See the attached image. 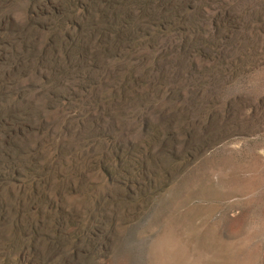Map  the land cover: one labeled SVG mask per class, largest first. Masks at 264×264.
<instances>
[{"label": "rangeland", "instance_id": "obj_1", "mask_svg": "<svg viewBox=\"0 0 264 264\" xmlns=\"http://www.w3.org/2000/svg\"><path fill=\"white\" fill-rule=\"evenodd\" d=\"M167 11L0 5V264H264V0Z\"/></svg>", "mask_w": 264, "mask_h": 264}, {"label": "trees", "instance_id": "obj_2", "mask_svg": "<svg viewBox=\"0 0 264 264\" xmlns=\"http://www.w3.org/2000/svg\"><path fill=\"white\" fill-rule=\"evenodd\" d=\"M8 1H10V0H0V5H2L5 2H8ZM173 2H174V0H145V3L147 5H154L155 7L158 8V10H159L158 15H160V16H164V15H162L161 11H163L165 9V16H167V17H168V11H167L168 6L171 5ZM111 18H112V21H108V23L104 22L102 25H99L98 27H95V28L92 27L91 29L93 30V32L97 30L98 34H100L102 32L105 35V37H107V35H109L110 31H113V32H115V36L120 35L121 38L123 37L122 35L124 33H126V31H130V30L133 31V24L130 23L129 20L120 19V20L114 22L113 19H115V18H113V17H111ZM27 47L30 50V53H28L27 49H25L24 52L21 54V58L20 59L17 58V64H20L21 62H23V63L27 62L28 63L29 56H31V53H34L35 57L37 56L33 47H30V45H27ZM34 60L35 59L32 60V63L34 62ZM37 61H39V60L37 59ZM15 66L11 65V66H8L6 69L0 68V75L4 77L7 74L8 75L12 74L13 73L12 69ZM2 92H3V90H0V96H2ZM1 106L2 105H0V122L8 116L7 112L11 111V110H8V108H3Z\"/></svg>", "mask_w": 264, "mask_h": 264}]
</instances>
